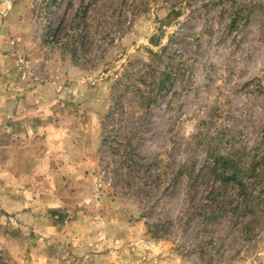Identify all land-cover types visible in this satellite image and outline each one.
Segmentation results:
<instances>
[{
  "label": "rangeland",
  "instance_id": "obj_1",
  "mask_svg": "<svg viewBox=\"0 0 264 264\" xmlns=\"http://www.w3.org/2000/svg\"><path fill=\"white\" fill-rule=\"evenodd\" d=\"M0 264H264V0H0Z\"/></svg>",
  "mask_w": 264,
  "mask_h": 264
},
{
  "label": "trees",
  "instance_id": "obj_2",
  "mask_svg": "<svg viewBox=\"0 0 264 264\" xmlns=\"http://www.w3.org/2000/svg\"><path fill=\"white\" fill-rule=\"evenodd\" d=\"M221 2L225 3L228 5L230 2L234 3L235 5L237 4L238 0H220ZM240 1V0H239ZM86 8L82 9V14H85ZM243 8H237V10L234 11L233 13V20L232 24H235L237 20L244 14ZM246 11V10H245ZM165 87V81H162L159 90L161 91ZM231 158L229 157H216L213 159V165L218 166V169L220 168L221 174L218 176L222 182V186H227L230 184L236 185L239 187L240 190L243 192L245 191L244 184L242 182L241 176H239V169L238 166L230 160ZM213 173H215L213 171Z\"/></svg>",
  "mask_w": 264,
  "mask_h": 264
}]
</instances>
